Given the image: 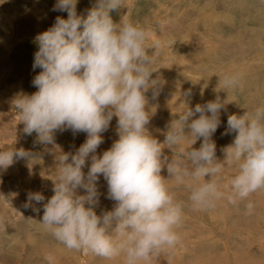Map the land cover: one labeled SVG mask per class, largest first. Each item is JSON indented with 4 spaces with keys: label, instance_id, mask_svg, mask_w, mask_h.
<instances>
[{
    "label": "clouds",
    "instance_id": "9594fccd",
    "mask_svg": "<svg viewBox=\"0 0 264 264\" xmlns=\"http://www.w3.org/2000/svg\"><path fill=\"white\" fill-rule=\"evenodd\" d=\"M77 3L58 0L53 10L67 11L68 18L57 17L36 37L39 51L33 67L42 69L33 80L38 91L16 100L23 131L35 132L41 143H53L57 130L87 133L74 155L62 156L55 194L43 205L40 223L69 250L106 259L123 254L126 264H140L181 243L180 228L189 203L194 209L214 208L225 198L220 174L226 165L238 167L230 181V203L264 189V109L228 116L225 134H238L223 161L216 157L211 138L221 123V109L230 102L228 95L184 108L160 142L146 127L152 110L145 93L153 89V97L158 95L163 82L152 78L157 72L152 65L161 49L172 43L157 40L150 46L149 27L124 18L114 22L110 13L121 8L122 0H98L86 18L77 14ZM243 75L239 70L228 74L224 87H238ZM114 116L119 139L97 155L102 133ZM189 135L192 145L201 138L203 143L198 149L177 152ZM165 148L173 153L171 160ZM30 155L22 148L0 150V168ZM165 166L171 179L194 182L189 202L179 200L170 179L161 175ZM101 175L108 184V198L116 201L114 210L102 216L95 211ZM81 188L86 194H79ZM28 199L40 203L45 197L29 193ZM253 208V203L247 204L249 214Z\"/></svg>",
    "mask_w": 264,
    "mask_h": 264
},
{
    "label": "rangeland",
    "instance_id": "374dc122",
    "mask_svg": "<svg viewBox=\"0 0 264 264\" xmlns=\"http://www.w3.org/2000/svg\"><path fill=\"white\" fill-rule=\"evenodd\" d=\"M235 1L237 4L230 0H122L121 8L110 13L114 22L119 23L124 18L149 27L150 46H154L157 40L172 43L171 47L161 49L156 63L152 65L157 70L152 78L159 77L163 82L158 86V95L153 97V89L145 93L152 110L146 127L160 142L165 140L172 122L184 108L194 109L197 104L214 101L217 95L222 100L228 95L230 102L221 109V123L211 138L216 144V157L221 161L226 158L227 148L238 134L230 131L225 134L228 116L264 109V76H254L252 72L260 69L264 74V59L254 62L252 58L254 52H261L257 43L249 45L243 40L239 48L235 43L219 41V36L226 38L236 34L237 30L218 26L223 21V15L216 24L209 20L214 15L210 14L213 10L225 13L226 8L222 5H227L228 12H235L233 9L237 7L236 20L248 15L240 14L241 8L257 11L264 5V0ZM57 3L58 0H0V150L22 148L31 154L23 159L14 158V163L6 169L0 168V264H126L123 254L106 259L90 252L84 254L69 250L40 223L44 214L43 205L55 194L54 183L58 181L62 156L74 155L87 139L86 132L68 129L55 131L53 143H41L35 132L28 135L23 131L25 125L16 108V100L21 95L38 91L33 80L42 69L33 67L35 53L39 51L36 37L51 28L57 17L68 18L67 11L53 10ZM97 3L98 0H78L77 14L86 18ZM250 20L248 25L238 26L239 29L254 28L253 18ZM213 24H218L215 32L210 30ZM220 57L223 61V58L232 57L227 60L231 62L228 67L242 70L244 75L238 87H224V72L219 69L223 65ZM245 61L248 63L243 64ZM188 92L191 95H185ZM198 116L196 114L194 118ZM102 136L103 143L95 153L100 156L119 139L118 117H113ZM192 143L193 138L189 135L176 151H186L191 147L198 149L203 139ZM164 154L171 160L173 153L170 149L165 148ZM90 165L89 157L83 169L85 174ZM236 174V165H226L220 174L225 198L214 208L194 209L189 203L180 228L181 243L140 264H202L206 258L217 256L218 259L221 255L225 262H230L231 255L242 251L264 254V189L253 193L247 200L230 203L227 199L231 192L230 181ZM161 175L170 179L169 184L179 200L189 202L194 186L190 178L182 182L171 179L166 166ZM97 188L99 203L95 211L102 216L114 210L116 201L108 198V184L103 175L99 177ZM78 191L81 195L86 194L82 188ZM29 193H41L45 199L40 203L29 201ZM248 203L254 205L251 214L247 210ZM248 258L252 264L258 259Z\"/></svg>",
    "mask_w": 264,
    "mask_h": 264
},
{
    "label": "bare ground",
    "instance_id": "6f19581e",
    "mask_svg": "<svg viewBox=\"0 0 264 264\" xmlns=\"http://www.w3.org/2000/svg\"><path fill=\"white\" fill-rule=\"evenodd\" d=\"M230 1H233V3H235V4H237V1H235V0H230ZM262 1V0H261ZM260 1V2H261ZM241 2V1H240ZM239 3V2H238ZM262 3V2H261ZM211 4L212 3H210V6H211ZM234 4V5H235ZM250 4V3H249ZM209 5V4H208ZM241 5H242V3H241ZM224 6V8H226V11H225V13H216L214 10L212 11V12H210V14H214V15H212L211 17H210V19L209 20H212L213 22H214V24H216V23H218V19L220 18V16L221 15H223L222 16V19H223V21H220V24L218 25L219 27H221V29L222 28H227V30H237V33L236 34H232V35H230V36H225L226 38H224V37H221V36H219V41H224V42H227V43H230V44H232V43H235V45L237 44V47H239L240 48V46L242 45V41L244 40V42L245 43H248L249 45H251V43H257V46H258V48H259V50L261 51L260 53H256V52H254V54H255V56L254 57H252V58H254L253 60H254V62H256V61H261L262 59H264V44H263V42H264V8H263V10H261L260 8L263 6L264 7V5L262 4L261 5V7H259V10H257V11H251V10H248L247 8L246 9H243V8H241V11L239 12L240 14H242V15H244V14H248V15H245V17H243V18H240V20H236V18H234V15L236 14V11L238 10L237 9V7L236 8H234L233 10L235 11V12H233V11H230V12H228L229 10L227 9V5L225 6V5H222V7ZM230 6H232V5H229V8L230 9H232V7H230ZM239 6V5H238ZM251 7V6H250ZM214 8V7H213ZM211 9V8H210ZM238 13V15H240ZM254 13V14H253ZM205 15V14H204ZM253 18V21H252V23L254 24V28H250V30H248V29H245V30H243V31H241L240 29H239V27L238 26H242L243 24H247V22L250 20V19H252ZM251 21V20H250ZM251 23V24H252ZM214 24L212 25V28L210 29V30H212V32L214 31L215 32V30H216V26H214ZM222 25H224V26H226V27H224V26H222ZM248 25V24H247ZM205 27L207 28L208 27V24H206L205 25ZM216 27V28H215ZM244 28V27H243ZM219 30V29H218ZM217 31V30H216ZM225 34V33H224ZM214 38V37H213ZM213 38H212V40H213ZM245 38H249V40H251V41H249V42H247V40L245 39ZM246 40V41H245ZM215 42H218V41H215ZM243 42V43H244ZM239 43H240V45H239ZM244 43V44H245ZM260 44V45H259ZM233 45V44H232ZM224 46V45H223ZM228 46V45H227ZM231 46V45H230ZM229 46V47H230ZM247 46V45H246ZM245 46V47H246ZM214 47V46H213ZM228 47V48H229ZM242 47V46H241ZM245 47H243V48H245ZM255 48V47H254ZM249 49V48H248ZM247 49V50H248ZM241 50V49H240ZM251 50V49H250ZM236 51V50H235ZM239 51V50H238ZM237 51V52H238ZM223 53H225L224 51H223ZM247 53V52H246ZM227 54V53H226ZM249 55V54H248ZM233 56V55H232ZM236 55H234L233 57H235ZM253 56V55H252ZM246 57V56H245ZM248 58H249V56H248ZM220 59H221V57H220ZM224 59V61L221 59V62H222V68H219L220 70H222L223 72H224V75L223 76H227L228 74H230V73H233V72H235V71H238V70H234V69H231V68H229L228 67V64H230L231 62H229V61H227V60H229V59H232V57L231 58H223ZM253 62V63H254ZM246 63H248L247 61H245V63H243V64H246ZM208 68V67H207ZM252 68V67H251ZM235 69H237V67L235 68ZM240 70H241V67H240ZM245 70V69H244ZM248 70V69H247ZM258 71H256V69H254V71H252L253 73H254V76H264V74H261V70L260 69H257ZM242 71V70H241ZM249 74H252L251 72L249 73ZM241 251V250H240ZM243 252V251H242ZM239 253L238 252V254H234V255H231V261L230 262H225V260H224V256H219V258L218 259H216V257H214L213 259H208V258H206L207 260H203L202 261V264H208V263H210V264H252V262H251V260H250V258H248V257H257L258 259H256L257 261H253L254 263L253 264H264V258H262V257H260V256H263L264 257V254H255L254 252H250V251H246V253L245 252H243V253H245V254H243V253ZM203 259H205V258H203ZM261 261H263V262H261ZM159 262V261H158ZM162 262V261H161ZM171 262V261H170ZM201 262V261H200ZM259 262H261V263H259Z\"/></svg>",
    "mask_w": 264,
    "mask_h": 264
}]
</instances>
